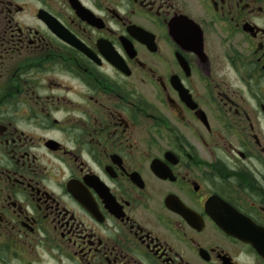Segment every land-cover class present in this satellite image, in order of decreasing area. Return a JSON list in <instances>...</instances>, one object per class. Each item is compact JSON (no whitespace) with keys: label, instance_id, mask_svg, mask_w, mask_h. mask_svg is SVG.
I'll return each mask as SVG.
<instances>
[{"label":"flooded vegetation","instance_id":"1","mask_svg":"<svg viewBox=\"0 0 264 264\" xmlns=\"http://www.w3.org/2000/svg\"><path fill=\"white\" fill-rule=\"evenodd\" d=\"M261 228L264 0H0V264H264Z\"/></svg>","mask_w":264,"mask_h":264},{"label":"water","instance_id":"2","mask_svg":"<svg viewBox=\"0 0 264 264\" xmlns=\"http://www.w3.org/2000/svg\"><path fill=\"white\" fill-rule=\"evenodd\" d=\"M260 231H261V232H260V236H261V238H260L259 241H256V242H255V245H256V247L258 248V250L260 251V253L264 256V248H263V243H264V230L261 228ZM241 235L246 236L247 233L242 232V233L240 234V236H241Z\"/></svg>","mask_w":264,"mask_h":264}]
</instances>
